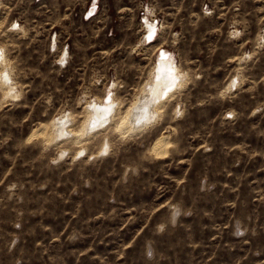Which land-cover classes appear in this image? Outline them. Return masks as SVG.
I'll list each match as a JSON object with an SVG mask.
<instances>
[{
    "label": "rangeland",
    "instance_id": "rangeland-1",
    "mask_svg": "<svg viewBox=\"0 0 264 264\" xmlns=\"http://www.w3.org/2000/svg\"><path fill=\"white\" fill-rule=\"evenodd\" d=\"M87 1L0 5V264H264V0L207 15L155 0L150 41L139 0H101L83 21ZM162 49L186 81L151 124L116 128ZM104 93L119 113L77 138Z\"/></svg>",
    "mask_w": 264,
    "mask_h": 264
},
{
    "label": "bare ground",
    "instance_id": "bare-ground-1",
    "mask_svg": "<svg viewBox=\"0 0 264 264\" xmlns=\"http://www.w3.org/2000/svg\"><path fill=\"white\" fill-rule=\"evenodd\" d=\"M145 21L149 26V29L147 30L148 32L144 35V37L147 41H150L156 36V29L153 30V20L146 19ZM149 37L151 38L149 39ZM3 52L4 51L1 50L0 46V65L6 64L4 63L6 62V58ZM169 56V53H167L165 49H162L161 56L155 60L153 68L149 70L148 78L146 79L145 83L141 84V88L139 87L141 89L140 94L136 93L138 97L136 96V99H133V102H129L130 104H128L125 110H123L124 112L123 115H121L120 121L115 124L116 128L125 127V129L128 131L132 130L134 126L137 125L138 127L142 126L144 128L146 124H151V122L155 120V116L161 113L162 106L165 105L164 102H167L169 99H171L174 92H176L177 89L184 84V81H186V72L180 70L178 65L175 62L174 64V60L172 61L171 57ZM2 68H4L3 70L6 74L4 79L7 80L9 75L6 71V66L3 65ZM3 70L0 72L1 78H3V76H1L4 73ZM231 84L232 81L227 84V87L230 88ZM15 90L11 85H8L5 90V96H10L11 98L16 97L17 92ZM106 95L104 93L101 98L93 102H89L87 108L85 107V113L87 114L80 125L81 127L79 132L76 133L77 138H81L85 131H90V129H94L98 125L100 126L102 123L105 124V122L107 123V121H109L107 125H105L108 126L111 124V122H113L114 117L119 113L118 111L122 106L120 101L114 99L110 93L108 94V98H106ZM64 117L65 114H59L55 115L52 119L53 126L59 125L61 123L60 133L69 132L64 129L65 126L62 127V118ZM104 124L102 126H104ZM103 146L105 147V145ZM152 148L158 153L164 151L162 136H156L155 140H153Z\"/></svg>",
    "mask_w": 264,
    "mask_h": 264
},
{
    "label": "built area",
    "instance_id": "built-area-1",
    "mask_svg": "<svg viewBox=\"0 0 264 264\" xmlns=\"http://www.w3.org/2000/svg\"><path fill=\"white\" fill-rule=\"evenodd\" d=\"M33 3L42 4L46 0H30ZM215 0H201L199 11L204 14H210L214 11L213 7L215 6ZM3 0H0V5L2 4ZM101 3V0H88L86 4H84L81 9H78L75 11V15H78L80 20L88 21L89 19H92L95 17L96 14H98L99 5ZM155 0H139V6H140V15L139 19L141 22L142 27L144 28L145 34L148 32L149 26L146 24V19L153 20V30L156 29V35L158 33V27L160 23V15L155 7ZM213 5V6H212ZM18 17H16L13 21V24L11 28L18 29L19 23L17 20ZM11 23V22H10ZM158 24V25H157ZM144 34V35H145ZM58 38L56 35V31L54 30L50 34L49 43H48V49L51 53L55 54L54 62L58 66L62 67L65 66L68 60V42H65L63 45L58 44Z\"/></svg>",
    "mask_w": 264,
    "mask_h": 264
},
{
    "label": "snow or ice",
    "instance_id": "snow-or-ice-1",
    "mask_svg": "<svg viewBox=\"0 0 264 264\" xmlns=\"http://www.w3.org/2000/svg\"><path fill=\"white\" fill-rule=\"evenodd\" d=\"M151 37H149V39H150Z\"/></svg>",
    "mask_w": 264,
    "mask_h": 264
}]
</instances>
